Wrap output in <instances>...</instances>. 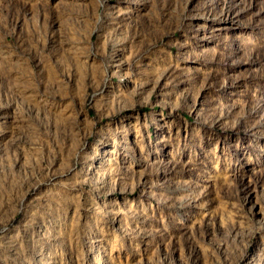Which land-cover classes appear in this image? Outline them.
Returning a JSON list of instances; mask_svg holds the SVG:
<instances>
[{
	"label": "rangeland",
	"instance_id": "1",
	"mask_svg": "<svg viewBox=\"0 0 264 264\" xmlns=\"http://www.w3.org/2000/svg\"><path fill=\"white\" fill-rule=\"evenodd\" d=\"M0 264H264V0H0Z\"/></svg>",
	"mask_w": 264,
	"mask_h": 264
}]
</instances>
